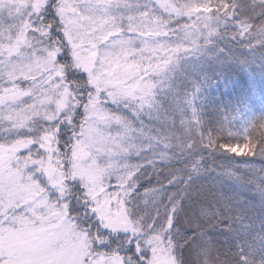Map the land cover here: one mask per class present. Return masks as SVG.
Segmentation results:
<instances>
[{
    "label": "trees",
    "instance_id": "1",
    "mask_svg": "<svg viewBox=\"0 0 264 264\" xmlns=\"http://www.w3.org/2000/svg\"><path fill=\"white\" fill-rule=\"evenodd\" d=\"M206 2L191 0V15L177 16L167 5L161 8L155 1L142 0L145 19L162 29L159 42L165 43L154 52L157 60L152 66L162 70L151 73L140 65L136 74L138 83L155 85L152 105L139 108L146 104L125 99L104 104V109L122 116L128 127L151 141V148L139 157L128 156L127 173L140 169L137 192L155 191L147 203L139 193L125 198L130 216L142 228L137 237L125 232L112 236L114 232L103 229L91 211L87 217L82 212L63 216L90 241L88 255L100 230L113 245L117 239L121 245L135 240L146 251L150 239L159 236L175 264H264V106L258 105L264 99V0H236L240 7L234 20L225 22L222 16L207 26L198 19L207 14L201 7ZM187 3L175 0L174 5ZM47 5L36 26L45 29L51 48L60 50L58 63L64 67L62 80L72 93V108L55 121L31 117L18 127L0 121V143L54 133V154L64 159L83 131L88 90L94 88L72 66L56 15L58 0H47ZM198 25L202 31L197 33ZM213 28L219 35L209 36ZM202 32L207 33L204 40ZM68 172L63 171V183L71 189L73 206L80 207L76 195L83 192L89 201L88 195L80 183L67 178ZM41 185L49 202L56 201V189ZM90 224L95 226L87 227Z\"/></svg>",
    "mask_w": 264,
    "mask_h": 264
},
{
    "label": "rangeland",
    "instance_id": "2",
    "mask_svg": "<svg viewBox=\"0 0 264 264\" xmlns=\"http://www.w3.org/2000/svg\"><path fill=\"white\" fill-rule=\"evenodd\" d=\"M151 1L167 5L171 11L175 2ZM47 6V0H0V121L4 125L18 127L32 118L55 121L72 108V93L62 80L64 67L58 63L60 50L51 48L45 29L36 26ZM141 7L144 8L142 0H58L56 15L72 66L87 76L94 88L93 95L88 100L83 131L64 159L54 154V133L46 134L39 144H31L26 151L17 153L25 157L33 151V159L44 157L43 167L57 178H63V171L69 169L67 178L80 183L102 228L129 233L131 237L138 235L142 228L130 216L125 203L127 194L119 181L130 167L128 156L139 157L152 144L130 127L125 130L116 125L107 130L106 140L98 137L92 129L99 127V122L110 113L98 112L93 105L97 93L98 99H105L108 98L106 91L116 89L131 91L135 98L129 99L146 104L139 108L152 105V95H145L148 89L138 83L136 74L140 65H146L145 70L152 73L157 60L154 52L165 43L159 42L162 29L145 19L146 11ZM174 7L180 9L177 4ZM197 27L195 32L202 31ZM206 37V32L200 34L201 40ZM258 105L263 109L264 99ZM194 116L197 117L196 111ZM28 143L29 140H23L15 146ZM40 145L42 148L37 152ZM231 150L241 152L242 149ZM4 155L0 148V159ZM61 162L68 166L61 168ZM10 167L15 169L16 164L11 163ZM36 167L26 168L23 175ZM42 177L43 173H38L34 179L47 184ZM20 185H25L23 179ZM20 195L27 198L28 194L21 191ZM37 199L14 211L7 208V214L20 217L23 213L27 219L6 221L9 226L0 228V264H94L96 257L87 254L90 241L63 216L45 220L25 211ZM37 211L44 213L43 208ZM149 249L148 264H175L161 237L151 238Z\"/></svg>",
    "mask_w": 264,
    "mask_h": 264
},
{
    "label": "snow or ice",
    "instance_id": "3",
    "mask_svg": "<svg viewBox=\"0 0 264 264\" xmlns=\"http://www.w3.org/2000/svg\"><path fill=\"white\" fill-rule=\"evenodd\" d=\"M194 5L189 0V3L182 4L180 9L172 6V11L177 15H191V7ZM161 8H164V5H160ZM204 8V11L207 13L204 16H199L198 19L202 22L210 23L212 20H218L220 17L225 18L226 21L234 20L239 13L237 8L240 5L236 0H207L205 5H201ZM214 13V14H213ZM237 23H239L237 21ZM219 35V29L213 28L209 32V36ZM235 38V34H233ZM241 39H243V34L241 33ZM162 70V66H158L153 69V71ZM148 91L145 95H153L152 89L155 87L154 84H147L145 86ZM89 96L93 95L91 88L88 90ZM108 100L101 103L98 99V93L96 96V103L93 105L96 111L107 113V110L104 109V104L107 103H121L125 99L135 98L132 97L131 91H125L123 89H116L113 92H107ZM125 107H127L125 105ZM133 115H136L133 112ZM113 125H116L118 128H123L128 130V126L124 123V118L120 115L111 116L106 114L104 119L99 122V127H93V132L100 138L107 139L109 136L108 129ZM32 131V129H28ZM119 135V133H118ZM44 137L41 135L35 139L29 138V143L23 147H16L15 142H10L9 144L0 143V148L3 149L5 155L0 159V228L8 227L11 221H16L17 219H27L23 216V213L20 214V217H13L7 214V208L11 207L13 211L16 208L24 207V204L33 200L36 197L39 199L33 204L32 208H26L25 211L31 213L37 218L43 217V219H48L50 216H65L73 215V213L82 212L85 217L88 216L89 212L95 213V208L92 204L89 203L87 199L84 198L83 192L76 195V200L78 204L82 205L80 207L73 206L72 203V192L70 187L63 183V178H57L56 175L50 174L44 167V157L39 159H33V153H28L25 157H20L17 155L18 152L26 151L31 144H39V141ZM115 139V137H113ZM209 147V145H204ZM191 148V144L188 145ZM42 145L37 148V152L40 151ZM255 155V153H252ZM11 163L16 164V168L12 169L10 167ZM32 165H37L36 169L23 175L26 168L32 167ZM54 167V166H53ZM62 167V165H61ZM140 169H136L122 176L120 183L123 184L124 190L128 196L139 193L145 197L144 203H147V196L155 191V188H144L143 192H137V189L140 186L138 172ZM38 173H43V179L46 180L47 185L52 188L57 189V200L49 202L50 198L46 192L44 186L41 185L40 179H34ZM25 181V185H20V180ZM115 181L112 186L115 187ZM169 184L172 183L171 180L168 181ZM21 191L27 192V198H23L20 195ZM16 200H20V203H16ZM59 203V208L56 207V204ZM43 208L44 213H40L37 209ZM45 213L47 215H45ZM95 225H87V227H94ZM115 236V233L112 234ZM195 237V233L192 234ZM97 243L92 251L91 255L96 257L94 264H124L125 258L128 260V264H145V261H148L151 256L150 252L140 248L135 240H125L123 245L117 239V243L113 245L111 243V237L107 233H102L100 230L96 232ZM190 243V242H189ZM135 245V246H134ZM187 247V245L185 246Z\"/></svg>",
    "mask_w": 264,
    "mask_h": 264
}]
</instances>
